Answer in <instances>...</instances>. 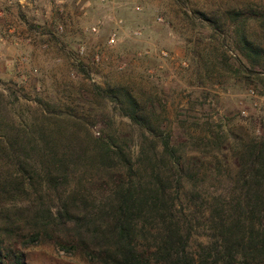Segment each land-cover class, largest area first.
I'll list each match as a JSON object with an SVG mask.
<instances>
[{
	"label": "trees",
	"instance_id": "16d2710c",
	"mask_svg": "<svg viewBox=\"0 0 264 264\" xmlns=\"http://www.w3.org/2000/svg\"><path fill=\"white\" fill-rule=\"evenodd\" d=\"M197 14L216 32L226 31L227 21ZM224 15L246 60L241 68L262 77L264 30L260 35L254 26L263 27V14L248 2ZM111 86L93 85L90 96L111 99L137 128L136 160L132 133L102 128L95 136L85 125L94 110L86 95L78 98L86 108L48 103L58 109L43 111L31 132L6 127L0 264H26L25 250L45 241L89 264H264V137L174 143L146 101ZM222 178L229 189L210 191L207 183ZM195 235L207 239L194 242Z\"/></svg>",
	"mask_w": 264,
	"mask_h": 264
},
{
	"label": "rangeland",
	"instance_id": "374dc122",
	"mask_svg": "<svg viewBox=\"0 0 264 264\" xmlns=\"http://www.w3.org/2000/svg\"><path fill=\"white\" fill-rule=\"evenodd\" d=\"M248 2L264 16V0H0V137L11 125L31 132L56 105L81 109L78 98L86 95L94 110L85 125L95 136L102 128L132 133L136 160L137 128L111 99L91 98L93 85H117L141 97L174 143L264 137V74L243 71L246 60L224 15ZM197 12L227 21L226 31L216 32ZM222 181L207 186L224 189ZM24 260L89 264L46 241L27 248Z\"/></svg>",
	"mask_w": 264,
	"mask_h": 264
}]
</instances>
